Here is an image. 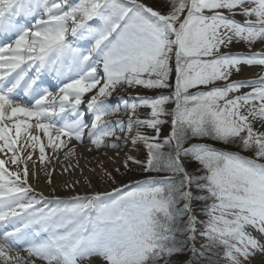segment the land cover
<instances>
[{
    "label": "snow or ice",
    "instance_id": "snow-or-ice-1",
    "mask_svg": "<svg viewBox=\"0 0 264 264\" xmlns=\"http://www.w3.org/2000/svg\"><path fill=\"white\" fill-rule=\"evenodd\" d=\"M163 3L0 0V264H174L186 250L203 264L264 256V0ZM245 68L259 70L240 75ZM132 88L152 94L118 95ZM204 139L239 150L192 142ZM73 141L90 151L142 144L143 159L126 154L114 171L163 175L111 190L85 177L91 192L37 193L33 153L50 184L46 149L70 162ZM99 168L101 181L117 183Z\"/></svg>",
    "mask_w": 264,
    "mask_h": 264
},
{
    "label": "bare ground",
    "instance_id": "bare-ground-1",
    "mask_svg": "<svg viewBox=\"0 0 264 264\" xmlns=\"http://www.w3.org/2000/svg\"><path fill=\"white\" fill-rule=\"evenodd\" d=\"M144 2V1H143ZM145 3V2H144ZM257 68H245L240 75H250L252 72L257 71ZM87 95V94H86ZM42 135V133H41ZM44 142L46 143V138H43ZM109 149H101L100 151H97L95 148H92L91 151L89 150V145L80 146L77 145V153L76 157L72 158V160L69 162L68 160H65L62 153L55 154L56 158L51 163L47 164L46 171H50L52 173L51 183L49 184V178L47 177V183L44 182L43 174H45V170L40 169L41 165H38V149L33 153V160L36 161V167H39L36 169L37 176L33 178L31 175L29 177V183L32 185V187L35 189L37 193H43L45 196H59V197H65V196H71L76 194H84L87 192H91L92 188L88 187V183L85 181V177H88L89 179H92L91 175V168L96 170V165L93 164L92 160H99V163L107 161V163H110V159H106L104 161V157L107 155V152ZM117 152V151H116ZM124 155H134L135 151L132 147H126L123 152ZM3 157V154H0V158ZM79 163V166H76V163ZM71 163V166L69 164ZM31 166V165H30ZM68 169L65 171V169ZM78 170V171H77ZM79 172H81L79 174ZM76 181H79V183H75ZM72 185L71 187H66L65 185ZM93 188H95L92 185ZM96 189V188H95ZM102 189H105L104 187ZM253 235H257L253 234ZM264 260V256L256 255L254 259L251 261V264H261V261Z\"/></svg>",
    "mask_w": 264,
    "mask_h": 264
},
{
    "label": "rangeland",
    "instance_id": "rangeland-1",
    "mask_svg": "<svg viewBox=\"0 0 264 264\" xmlns=\"http://www.w3.org/2000/svg\"><path fill=\"white\" fill-rule=\"evenodd\" d=\"M143 1L146 4L152 5V6L157 7V8H161V9L164 8L163 0H143ZM237 17L241 18L240 16H237ZM256 47L259 48V45H256ZM245 49H246V46L243 43H233L231 45V50H233V51H236V50H245ZM228 50L229 49H223V51H228ZM173 69H174V62H173ZM237 78H238V76L234 73L233 76H232V79H237ZM174 79H175V73L173 71V73L171 75V82L173 84V87H174V84H175ZM164 92H165V94H167V90H164ZM137 93L151 95L152 94V91L151 90H148V89H143V88H132V89L120 90V94H123V95H135ZM169 107H173V105H169ZM148 111L149 110L146 109V108L145 109H140L138 111V115L141 118H144L146 116V114H147ZM122 116L124 118L126 117L125 112L122 113ZM163 126H165V127H163ZM163 126H162V129L164 130L165 133H166V131H169V124H165ZM145 131L149 135H155V133L151 129H145ZM164 134L161 133L162 137H163ZM225 146H227V145H225ZM228 146H231V145H228ZM126 147H132L133 148V146H132V144H131L130 141L127 144H123L122 143L120 149H109L108 151H112V152H110V153L107 152V155L104 157V161L106 159L108 160V158L109 159L111 158L110 159V163H107V161H105V162H103V164L110 171H113V175L116 176V179H117V183L116 184H113L111 181H108L107 183L101 181L100 180V177L98 175V173L100 172V168H99V165H100L99 161H100V159L99 160H97V159L96 160H92L93 161V164H95L97 168H96L95 171H93L94 169L91 168V170H92L91 171V175H92L91 177H92V179H90V180H91L92 185L97 190H111V187H118V186H120V183L121 182L124 183V184H127L130 181H132V180L140 179V178L144 177L145 175H148V173H144L142 170H140L139 168H136V167H133V169L131 171H128V172H125V170L123 169V167L120 168V172L119 173H116L114 171L115 167L119 166L120 163H121V161L125 157V155L123 154V152H124V149ZM232 147L235 148V146H232ZM133 149L135 151L134 156H136L138 159H143L145 157L146 150L144 149V147H143L142 144L139 145L136 148H133ZM116 151H119V153H120L119 158L116 157ZM245 155H251V153H246ZM113 161H115V163ZM38 168L39 167H36V169H38ZM40 169H42V167H40ZM80 173L81 172H79V174ZM42 176L44 178V182H46V184L48 185V183H47V181H48L47 180V177L48 176L45 175V174H43ZM51 177H52V173H51ZM103 187L105 189H102ZM195 214L198 216L199 219H201V220L205 219V217H201L202 213H200V211L198 209L195 210ZM202 229H203V226L202 225H198L197 226V238H196V241H195V247L197 249H200L201 244L204 243L203 237H201L199 235V232L202 231ZM253 234H255V232H253ZM21 255H26V254L23 253ZM190 257H191V259H190ZM185 261H186V264H196V262H194V259L192 258L191 251L186 255ZM37 264H41V262L38 261Z\"/></svg>",
    "mask_w": 264,
    "mask_h": 264
},
{
    "label": "trees",
    "instance_id": "trees-1",
    "mask_svg": "<svg viewBox=\"0 0 264 264\" xmlns=\"http://www.w3.org/2000/svg\"><path fill=\"white\" fill-rule=\"evenodd\" d=\"M205 140L209 141V142H215L212 140H207V139H205ZM228 147H231V146H228ZM191 165H192V167L189 169L190 171H191V169L194 170L197 168L196 164H194L192 162H191ZM161 174H163V173H161ZM183 257H184V252L174 255L171 259L174 261V264H183ZM199 264H203V261L201 260V262Z\"/></svg>",
    "mask_w": 264,
    "mask_h": 264
}]
</instances>
